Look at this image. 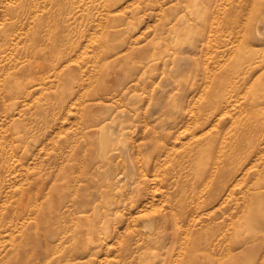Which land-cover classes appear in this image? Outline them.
<instances>
[{
    "label": "rangeland",
    "instance_id": "obj_1",
    "mask_svg": "<svg viewBox=\"0 0 264 264\" xmlns=\"http://www.w3.org/2000/svg\"><path fill=\"white\" fill-rule=\"evenodd\" d=\"M0 264H264V0H0Z\"/></svg>",
    "mask_w": 264,
    "mask_h": 264
}]
</instances>
